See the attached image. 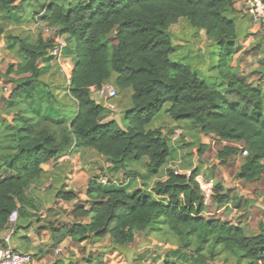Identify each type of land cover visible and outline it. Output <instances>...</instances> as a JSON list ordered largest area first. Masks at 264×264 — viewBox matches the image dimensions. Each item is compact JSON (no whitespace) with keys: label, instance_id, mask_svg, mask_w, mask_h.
<instances>
[{"label":"trees","instance_id":"16d2710c","mask_svg":"<svg viewBox=\"0 0 264 264\" xmlns=\"http://www.w3.org/2000/svg\"><path fill=\"white\" fill-rule=\"evenodd\" d=\"M21 1L30 7L40 0ZM45 1L32 20L40 16L51 28L48 36L42 34L32 41L8 35L24 61L16 71L12 66L4 78H9L15 94L34 101L45 64L54 62L49 51L57 35H64L75 56L70 82L64 77L74 107L62 108L49 95V105H59L58 119L23 111L9 125L0 120V232L9 229V217L17 209L19 218H30V211L37 210L31 188L41 178L42 166L71 149L96 151L111 163L112 173L147 159L148 175L158 176L171 154L170 136L148 127L167 103L174 122L189 121L200 133L216 135L227 143L218 152L221 164L240 156L242 149L248 151L238 181L253 183L264 177V92L231 66L241 39L233 18L235 0ZM16 6L15 0H0V16L15 12ZM27 17L23 21L31 19ZM183 19L203 32L211 46L220 48L217 68L223 90L202 80L192 64L172 62L177 49L171 30ZM106 83L115 87L118 96L131 93L132 107L124 114L123 128L115 121L102 123L107 109L99 106L90 88ZM205 150L203 146L199 153ZM198 173L196 169L187 177L169 168L151 192L130 193L125 187L89 181L90 211L78 207L73 212L75 219H89L88 223L50 226L53 248L69 238L81 243L94 236L109 237L115 248L125 249L136 243L139 234L149 235L166 225L186 244L197 238V246L191 255L184 254L182 247L169 250L163 264H212L219 246L249 264H264V228L247 235L240 225L206 219ZM214 193L217 204L229 202L223 183L215 186ZM57 199L72 202L76 195L60 191ZM207 245H211L210 257L202 253Z\"/></svg>","mask_w":264,"mask_h":264},{"label":"crops","instance_id":"0c3cea01","mask_svg":"<svg viewBox=\"0 0 264 264\" xmlns=\"http://www.w3.org/2000/svg\"><path fill=\"white\" fill-rule=\"evenodd\" d=\"M234 8L235 14L233 18L241 36L236 45L238 53L235 58L236 61L240 59V63L237 64L236 61L235 63L232 61L231 66L247 83L261 87L264 92V28L252 22L247 11L246 0H235ZM23 30L29 31L30 27L25 26ZM3 37L1 36L2 39ZM0 43L4 45L3 40ZM0 48H3L1 44ZM206 53L205 61L200 59L197 64L206 63L208 50ZM189 63L193 66L196 65ZM130 96V92L119 95L113 101L115 111L110 112L107 110L109 115L104 118L102 123L115 121L123 128L122 119L124 114L132 107ZM94 99L98 103L101 101L98 98ZM167 115L169 119L165 128L148 129H161L164 135L170 136V141L174 137L175 130H182L183 139H179L177 142L172 141L175 143V149H177L179 154L183 152V148L186 149L188 146H192L193 150L191 153L195 158L194 164L186 163L182 159L177 164L171 161L158 176L150 177L147 173V159H145L130 162L125 171L112 173L111 163L102 158L96 151L89 148H75L70 159L65 158L64 155L58 160L42 166L43 174L31 188L32 194L35 196L37 210L30 211V218H19L16 230L10 237L12 247L18 252L32 254L39 264H136L142 251L134 250L131 245L125 249H117L112 245L109 237L101 240L94 236H87V239L81 243L69 238L58 248H53L52 233L49 228L53 224L57 227H72L74 224L88 223L89 219H75L73 212L78 207H84L87 211H90L91 202L88 196V184L89 181L97 179L101 174H108L114 177L119 182L116 187L128 188L130 193L137 189L151 192L158 180L166 178L167 169H174L179 174L186 176L198 169V174H200L201 169L199 168L203 167L199 163L200 154L214 150L216 147L221 149L227 145L216 135H204L202 133L200 134L201 140L199 144H196L192 141L191 136H186L188 126L184 125L182 121L174 122L168 112ZM191 128L198 132V129L193 126ZM203 146L206 147V150L199 153L200 148ZM233 159L238 161L242 158L236 156ZM242 165L243 162L239 165V171ZM126 173L136 174L127 175ZM60 191L74 193L76 199L72 202L57 199ZM245 221L238 225H245ZM8 236L9 229L0 232V245L4 243ZM148 240L150 239L148 238ZM157 244L162 245L159 242ZM152 245L155 246L156 243L153 242ZM148 248L150 247L148 246ZM58 249L61 251L57 254Z\"/></svg>","mask_w":264,"mask_h":264},{"label":"rangeland","instance_id":"374dc122","mask_svg":"<svg viewBox=\"0 0 264 264\" xmlns=\"http://www.w3.org/2000/svg\"><path fill=\"white\" fill-rule=\"evenodd\" d=\"M24 2L23 4L25 5L22 6L21 0H15V4L17 5L15 12L5 13L0 16V42L2 40L4 41V45L0 43L3 46V48H0V120L3 119L6 125L11 124L18 112L23 114V111H33L39 116H48L53 119H58L60 114L58 110L59 105L62 108H64L65 105L73 106V101L68 95L67 83L64 76L58 73V65L55 62L45 64L41 78L42 85L36 86V98L34 101L15 94L14 86L9 78H4L12 66L14 67V71H16L24 61V56L19 51L17 43L8 41L7 36L30 37L32 41H36L39 35L43 34L40 29L34 26L35 23L32 17L42 11L46 1L40 0L39 2H31L32 5L30 7H26V3ZM26 15H28V19L31 17L30 20L27 19V22L26 20L23 21V17ZM186 21V19L181 20V23L174 26L171 30L173 44L177 49L176 55L172 56V62H181L185 64L191 62L196 64L194 66H196L202 80H206L210 84L221 85L220 89L223 90L225 86L220 77V70L217 68L220 61V48L218 46L209 45L211 42L207 39L205 34L192 28L188 21ZM25 26H29L30 30H23ZM2 33L4 35H1ZM1 36H4L3 39ZM69 45L68 49L64 51L63 56L70 62H75L73 46L71 43H69ZM207 50L208 55L206 63L197 64L200 59L205 61ZM233 61L235 63V57ZM237 61L236 63L239 64L240 59H237ZM237 74L239 75L238 72ZM10 78H15V75L11 74ZM46 85L48 86L46 87ZM49 95H52L59 105L50 106L48 103ZM93 98H97V96L93 94ZM170 107L171 104L167 103L148 128H165L166 122L169 119L167 110ZM108 115L109 114H107L106 117ZM182 123L188 126V129H186V136H191L192 141L199 144L201 133L192 129L189 121H182ZM179 139H183L182 135ZM172 140L174 142L178 141L174 139H171V141L169 140L171 154L167 164L171 161L177 164L181 159L186 163L194 164L195 158L191 153L193 150L192 146L190 145L186 149L183 148V152L179 154ZM219 150L220 149L216 147L214 150L200 154L201 159L199 163L203 166L199 168L201 169L200 174L203 175L205 179L212 181L214 188L218 183H223L224 191L229 195L230 200L225 205H219L213 201L210 206L205 207L204 217L206 219H221L236 225L242 224L241 222L246 220L245 225H242L246 234H257L259 230L264 228V177L253 183L243 181L239 183L237 174L239 173V165L242 164L243 159L238 161L231 159L227 164H221L218 159ZM163 169H165V167ZM148 238L150 240H148ZM153 242L156 243L155 246L152 245ZM158 242L162 243V245H158ZM187 244L188 247H184V245ZM187 244L166 225H161L160 230L152 232L149 235L139 234L136 243L131 245V247L136 251H142L136 264H163L165 256L171 249L182 247L184 254H193L197 246V238L191 239ZM148 246L150 248H148ZM210 251L211 245H207L202 253L206 257H210ZM213 253L215 256L212 264H249L246 259L235 257L222 250L220 246L216 247ZM185 264L191 263L188 262Z\"/></svg>","mask_w":264,"mask_h":264},{"label":"built area","instance_id":"2783aa9c","mask_svg":"<svg viewBox=\"0 0 264 264\" xmlns=\"http://www.w3.org/2000/svg\"><path fill=\"white\" fill-rule=\"evenodd\" d=\"M71 3L83 2L89 3L93 0H69ZM246 7L248 14L254 24H257L264 28V0H246ZM34 26L41 30L45 37L48 36L51 28L44 22L41 21L40 16L36 17ZM68 47L67 38L64 35L58 34L55 40L53 48L49 51V55L53 58L54 62L58 65L60 73L66 78L68 82L71 80L73 63L67 58H64V51ZM91 91L97 96L99 100L105 101L104 107L110 112L115 111L113 101L118 97L117 90L115 87L106 83L100 87H91ZM182 135V130L177 129L174 132V140H178ZM74 149L66 154L64 157L67 159L71 158ZM248 151L242 149L240 157L246 158ZM191 174L187 175V177ZM97 182L102 186H118L119 182L108 174H101L97 178ZM196 182L202 192L204 198V205L210 206L213 203L214 198V185L213 182L204 178L203 175L198 174L196 176ZM19 220L18 209L14 211L9 217V236L5 239L4 243L0 245V264H39L37 259L29 253H21L16 251L10 242V237L16 230ZM60 249L57 250V254L60 253Z\"/></svg>","mask_w":264,"mask_h":264},{"label":"water","instance_id":"95a60500","mask_svg":"<svg viewBox=\"0 0 264 264\" xmlns=\"http://www.w3.org/2000/svg\"><path fill=\"white\" fill-rule=\"evenodd\" d=\"M104 105H105V101H104L103 99H101V101H100V103H99V106H100V107H104Z\"/></svg>","mask_w":264,"mask_h":264}]
</instances>
